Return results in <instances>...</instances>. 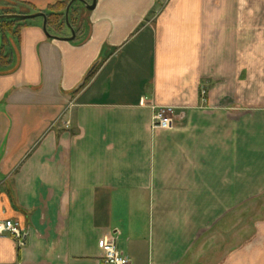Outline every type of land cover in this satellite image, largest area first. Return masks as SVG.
Listing matches in <instances>:
<instances>
[{
    "label": "crops",
    "instance_id": "1",
    "mask_svg": "<svg viewBox=\"0 0 264 264\" xmlns=\"http://www.w3.org/2000/svg\"><path fill=\"white\" fill-rule=\"evenodd\" d=\"M64 1L0 0L37 16L0 67V220L26 241L0 264H98L111 236L131 264H264V0H97L47 35Z\"/></svg>",
    "mask_w": 264,
    "mask_h": 264
},
{
    "label": "trees",
    "instance_id": "2",
    "mask_svg": "<svg viewBox=\"0 0 264 264\" xmlns=\"http://www.w3.org/2000/svg\"><path fill=\"white\" fill-rule=\"evenodd\" d=\"M72 0H65L62 3H58L54 6H50V8L46 12L47 16V27L52 30L56 34H61L62 30L67 26L66 22V10L68 8L69 3ZM76 4H81L80 2H75L70 9V18L69 22L73 24V18L77 13V10L74 8ZM20 5V4H18ZM21 6L26 7L27 9L33 11L32 6L29 4H22ZM2 18H0V44L2 45L1 50V59L2 63L0 67L6 68L11 64V45L8 42V36L19 37L20 32L23 27H25L28 23V20L25 18L23 12L15 11V13H5ZM89 81V78L85 83Z\"/></svg>",
    "mask_w": 264,
    "mask_h": 264
},
{
    "label": "built area",
    "instance_id": "3",
    "mask_svg": "<svg viewBox=\"0 0 264 264\" xmlns=\"http://www.w3.org/2000/svg\"><path fill=\"white\" fill-rule=\"evenodd\" d=\"M171 110H160L153 117V130H170L173 127ZM0 235L14 238L20 247L25 246V232L15 220H0ZM103 255L98 264H131L129 258L118 248L113 236L103 241Z\"/></svg>",
    "mask_w": 264,
    "mask_h": 264
},
{
    "label": "water",
    "instance_id": "4",
    "mask_svg": "<svg viewBox=\"0 0 264 264\" xmlns=\"http://www.w3.org/2000/svg\"><path fill=\"white\" fill-rule=\"evenodd\" d=\"M75 2H80L81 4H83L87 10L89 11H93L95 10L96 6H97V0H93V4L92 5H89L85 0H72L69 5H68V8L66 10V21H67V24H68V15L70 13V9L71 7L73 6V4ZM38 16L42 17L44 19V31L46 32L47 35H49V32L47 30V16L45 14H39ZM37 16H27L25 17L26 19H33ZM69 25V24H68ZM72 33H73V36H74V31L72 30Z\"/></svg>",
    "mask_w": 264,
    "mask_h": 264
},
{
    "label": "rangeland",
    "instance_id": "5",
    "mask_svg": "<svg viewBox=\"0 0 264 264\" xmlns=\"http://www.w3.org/2000/svg\"><path fill=\"white\" fill-rule=\"evenodd\" d=\"M86 1V0H85ZM157 1H160V0H157ZM87 2V1H86ZM87 9V8H86ZM15 11H18V12H29L30 10L29 9H27L26 7H24V6H21V5H6L5 6V8H4V10H2L1 12V14H5V13H10V14H12V13H15ZM87 11H89V10H87ZM31 12V11H30ZM2 48V45L0 44V49ZM1 50H0V65H1V63L4 61H2V59H1Z\"/></svg>",
    "mask_w": 264,
    "mask_h": 264
}]
</instances>
